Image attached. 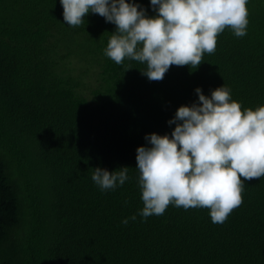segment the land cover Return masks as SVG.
<instances>
[{"label":"trees","instance_id":"16d2710c","mask_svg":"<svg viewBox=\"0 0 264 264\" xmlns=\"http://www.w3.org/2000/svg\"><path fill=\"white\" fill-rule=\"evenodd\" d=\"M247 9L244 37L225 28L197 68L150 81L145 64L104 54L116 31L104 17L73 27L60 0H0V264H264V176L243 182L223 223L174 204L139 215L136 150L146 135L171 138L197 88H228L242 111L264 105V0ZM97 167H128V179L102 191Z\"/></svg>","mask_w":264,"mask_h":264},{"label":"clouds","instance_id":"9594fccd","mask_svg":"<svg viewBox=\"0 0 264 264\" xmlns=\"http://www.w3.org/2000/svg\"><path fill=\"white\" fill-rule=\"evenodd\" d=\"M60 3L69 26L81 25L90 11L115 24L104 54L118 65L125 58L145 64L141 72L150 81H162L172 65L197 68L225 28L236 37L247 34L248 0H150L154 17L129 0ZM195 92L199 103L180 106L168 121L176 124L171 138L146 135L150 146L136 150L143 218L174 204L208 208L211 221L223 223L243 202V182L264 176V105L242 111L223 86L210 96ZM91 179L102 191L114 190L128 179V167H97Z\"/></svg>","mask_w":264,"mask_h":264}]
</instances>
